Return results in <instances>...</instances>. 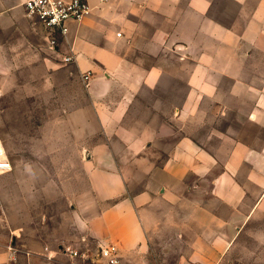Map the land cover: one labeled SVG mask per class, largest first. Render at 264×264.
I'll list each match as a JSON object with an SVG mask.
<instances>
[{"label": "crops", "instance_id": "1", "mask_svg": "<svg viewBox=\"0 0 264 264\" xmlns=\"http://www.w3.org/2000/svg\"><path fill=\"white\" fill-rule=\"evenodd\" d=\"M25 1L0 0L8 173L71 150L84 179L71 209L79 245H115L129 262L162 227L181 231L178 217L186 247L210 262L237 246L234 233L264 215V0H90L55 51ZM47 247L13 255L86 258Z\"/></svg>", "mask_w": 264, "mask_h": 264}, {"label": "rangeland", "instance_id": "2", "mask_svg": "<svg viewBox=\"0 0 264 264\" xmlns=\"http://www.w3.org/2000/svg\"><path fill=\"white\" fill-rule=\"evenodd\" d=\"M41 156L43 167L19 169L17 176L14 169L0 174V264H26L13 255L14 248L31 245L58 248L59 252L68 246L86 255L75 260L63 257L65 264H104L99 258L100 246L90 241L80 246L73 230L74 192L82 191L74 185L84 179L80 169L67 166L72 151L65 153L64 160L50 151H41ZM177 227L181 229L178 233L162 227L147 252L137 254L132 262L121 256L120 264H264V215L252 219L239 234L235 232L237 246L219 249L222 253L216 262L209 261L208 249H200L204 254L197 255L196 249L186 247L184 217H178ZM190 228L202 234L197 225ZM194 230L189 232L191 236Z\"/></svg>", "mask_w": 264, "mask_h": 264}, {"label": "built area", "instance_id": "3", "mask_svg": "<svg viewBox=\"0 0 264 264\" xmlns=\"http://www.w3.org/2000/svg\"><path fill=\"white\" fill-rule=\"evenodd\" d=\"M90 0H27L23 4L25 16L37 22L48 35V48L55 51L59 39L68 33L69 23H79L90 13ZM74 59L64 56L62 63L67 64ZM90 73L83 75L87 81ZM11 166L0 141V174L10 172ZM62 253L70 257L78 256L70 247L62 249ZM99 258L104 264H120L119 250L115 245L99 247Z\"/></svg>", "mask_w": 264, "mask_h": 264}]
</instances>
